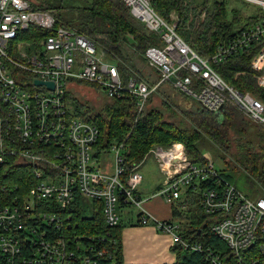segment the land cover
I'll use <instances>...</instances> for the list:
<instances>
[{
  "label": "built area",
  "instance_id": "2783aa9c",
  "mask_svg": "<svg viewBox=\"0 0 264 264\" xmlns=\"http://www.w3.org/2000/svg\"><path fill=\"white\" fill-rule=\"evenodd\" d=\"M123 1L135 18L160 34L161 44L145 51L160 78L152 85L137 77L126 79L104 49L60 23L39 0H0V264H98L86 254V248L93 253L98 248L85 241L71 211L83 209L82 201L98 204L110 228L120 226L125 212L135 208L142 224H149L140 193L145 181L141 164L125 178L124 142L111 146L115 155L110 165L100 162V154L109 149L99 147L100 126L74 109L69 97L74 79L98 85L112 99L131 97L139 113L168 82L209 111L219 113L232 103L264 126L263 100L240 91L216 69L245 55L250 70L236 78L248 74L264 89V0H246L260 7L259 19L219 43L210 57L182 36L174 12L168 19L154 0ZM150 152L165 180L159 195L177 204L185 194L199 193L207 217L197 235L214 234L227 250L185 239L179 223L155 219L173 247L202 253L210 264H264V196L246 197L213 164L190 158L181 142ZM95 239L104 243L108 237Z\"/></svg>",
  "mask_w": 264,
  "mask_h": 264
},
{
  "label": "trees",
  "instance_id": "16d2710c",
  "mask_svg": "<svg viewBox=\"0 0 264 264\" xmlns=\"http://www.w3.org/2000/svg\"><path fill=\"white\" fill-rule=\"evenodd\" d=\"M39 2L42 9L53 11L60 23L62 22L70 27H74L83 35L91 38L99 49H104L107 56L111 57L113 59L112 61L118 64L122 75L126 79L137 77L140 80L145 79L151 85L156 83L149 74L145 73L143 76L129 69L130 67L133 68L136 66L132 61L136 54L139 53H141L142 62L146 61L147 63H144L149 65L145 51L149 46L161 44L160 34L151 31L142 20L140 21L135 18L129 6L125 5L123 0H49V3L39 0ZM153 5H155V8L162 16L168 19L173 12L178 15L179 32L204 57L212 56L217 51L219 43L226 40L229 36L240 33L242 28L252 25L260 16L258 10L253 15H249L248 20L244 24L234 28V25L242 21V18L238 20V16L230 19L226 2L215 1L212 4L209 0H206L204 4L197 5L194 0H154ZM66 6L72 10L68 20L63 18V11ZM203 13H205L204 17H202ZM145 27L149 32L145 30ZM124 46H129L139 52L137 51L133 55L125 57ZM111 54H117L121 59L117 60ZM216 69L226 81L235 85L240 91H251L264 102V89L259 88L250 75L242 74L238 78L235 77L241 71L250 70V59L248 57H245V55H236L228 59L226 63L217 65ZM152 70L158 75V72L154 69ZM234 78H240L239 81L241 82L236 81ZM165 84L175 91L180 92L184 98L194 101L199 106L194 113L193 111L191 112L194 115V128L193 126H190L188 129L184 127V129L173 132L168 128L169 124L166 122V119L160 117L157 112L145 113L149 100L147 101L145 110L139 113L137 104H135V100L131 99V97L113 98L115 102L113 103L114 116L112 119L105 114L99 115L90 111V113L88 112L89 114H84L80 108L76 109L83 118L88 121H93L100 126L102 136L99 147H111L113 143H118L120 142L118 140L126 137V140H123L126 146L124 149L125 178L130 176L135 165L143 161L152 144L156 142L167 143L171 139L184 140L191 150H195L198 153L197 148L192 144V140L194 137L197 138L200 128L210 130L211 133H216L218 137L219 135H221L220 137L228 136L230 130L237 131L241 135H244L247 131L248 124L246 118L248 116H245L246 113L244 114L234 104L229 103L222 111L214 113L209 111L202 103L187 92L185 93L175 88L171 83L166 82ZM194 87L198 88L196 86ZM69 97L72 100L70 89ZM125 102L131 104L129 109L123 108L125 106L122 104H125ZM120 111L127 114L130 118L129 121L122 120L119 117L116 118ZM255 123L258 124L257 122ZM194 161L203 163L200 160ZM240 162L245 168L250 169L251 172H259L257 181L259 183L261 180L264 184V152L260 154L247 152L245 159ZM222 176L226 178L223 174ZM246 179L256 186L250 174L246 176ZM227 180L234 184L233 181ZM188 200L187 220L189 219L191 221V227L201 225L202 223L200 222L205 221L206 215L201 208L199 193L191 191ZM82 204L83 209L74 207L71 211L79 221V227H82L85 232V241H91L98 248V252L102 251L100 255H97L96 251L95 256V253L86 248V254L96 258L99 261L98 264H125L120 231L123 221L117 228H110L107 226L98 204L86 201H82ZM175 213L178 215L180 212L175 211ZM197 230L198 228H192L190 233L186 230L187 233H183V237L192 241H202L206 246L213 243L220 250L224 248L227 250L225 243L216 237V235L211 234L205 236L206 234L202 232L199 237ZM108 232H110L109 236L107 235ZM94 237H108V239L104 243H101L97 239L93 240ZM111 238H115L117 242L113 243ZM175 250L180 256L177 264H210L206 256L202 253L184 251L180 246L176 247Z\"/></svg>",
  "mask_w": 264,
  "mask_h": 264
},
{
  "label": "rangeland",
  "instance_id": "374dc122",
  "mask_svg": "<svg viewBox=\"0 0 264 264\" xmlns=\"http://www.w3.org/2000/svg\"><path fill=\"white\" fill-rule=\"evenodd\" d=\"M43 1L49 3V0ZM205 1L206 0H194L197 5H202ZM209 1L212 4H214L215 1L226 2L228 16L230 17V19L239 16L238 20L241 18L245 20V17H249V15H253L259 10L258 5L246 0ZM64 9L65 10L63 11V18L68 20L69 16L72 13V10L69 9L68 6H66V8ZM241 24L242 23H240V25ZM237 27H239V25L235 24L234 28ZM145 30L149 32L146 27ZM123 48H125V57H129L130 55H133L138 51L133 50L129 46H124ZM111 55L113 57H116L117 60L121 59L117 54ZM140 55L141 53L136 54L135 58L132 61L134 65L136 64V66H134L133 68L130 67L129 70L135 71V73L138 74L140 73L143 76L145 73L149 74L150 77L154 79V82H158L160 79L159 75H157L149 67V65L144 63L146 61L142 62ZM107 58L109 60H113L111 57L107 56ZM234 79L236 81L240 80V78ZM69 89L72 97V105L75 110L77 108H80V110H82L84 114H89L90 112H92L99 115L105 114L106 116H110L111 119L113 118V103L115 101L110 98L98 85L89 81L86 82L74 79ZM128 103L129 102H125V104H122L125 106L123 108L129 109V106H131V104ZM198 107L199 106L197 105V103L189 100L188 98H184L180 92L175 91L170 86L162 83L159 86V90L150 97L145 113L157 112L160 117H164L166 119V122L169 124L168 128L174 132L180 129H184V127H186V129H188L190 126H193V128L195 127L194 115L191 114V112L193 111L194 113ZM245 116L248 115L245 114ZM117 117L125 121H129L130 119L123 111H120L116 118ZM246 119L248 125L247 131L245 129L246 133L244 135L239 134L237 131L230 130L228 136L220 137L221 135H219L218 137L216 136V133H211L210 130L200 128L198 131L199 135L197 136L198 139L194 137L192 140V144H194L195 148H197L198 153L195 150H191L184 140L179 139H171V141L167 143L156 142L152 144L142 161V163L145 162V165H147V163L150 164L151 162L153 164L150 169H148V171L145 170L146 168H143L142 170V173L145 176V182L149 181L153 185L160 179V170L155 164V159H153L152 153L150 151L153 150L155 146L162 145L165 147H171L176 142H181L185 144L190 158L213 164L216 170H219L231 182L233 181L234 184L237 185V187L245 194L246 197L258 199L261 196H264V184L261 182V180L259 183L257 181L259 172H251L250 169L245 168V166H243L240 162L245 159V154L247 152H251L252 154H260L264 152V127H261L259 123L256 124L251 118H249V116ZM123 140H126V137L118 141L125 142ZM107 148L109 149L108 153L100 154V162H102L103 165H110L113 162V158L115 155V151L113 148ZM249 174L253 178L256 186H254L246 179V176ZM130 213L132 216L136 217L138 210L135 208L130 211Z\"/></svg>",
  "mask_w": 264,
  "mask_h": 264
},
{
  "label": "crops",
  "instance_id": "0c3cea01",
  "mask_svg": "<svg viewBox=\"0 0 264 264\" xmlns=\"http://www.w3.org/2000/svg\"><path fill=\"white\" fill-rule=\"evenodd\" d=\"M245 18V20L242 18L238 25L244 24L248 20V17ZM154 162L157 165L156 160ZM140 164L141 172L143 168L148 171L153 165L152 162L147 163V165L145 162ZM159 176V181L153 185L149 181H144L140 190L142 198L146 200L145 208L150 214L149 224H142V221L139 220V212L136 217L132 216L130 211H126L123 215V225L120 231L125 264H177L179 262L180 256L175 247L172 246L171 236L156 228L155 219L179 223L182 233H187L186 230L190 233L192 228H203L204 220H201V225L193 227H191V221L187 220L189 193L185 194L182 201L177 202V204H172L164 196L159 195L165 181L162 173ZM182 205H186V207ZM175 211L180 213L177 215Z\"/></svg>",
  "mask_w": 264,
  "mask_h": 264
},
{
  "label": "water",
  "instance_id": "95a60500",
  "mask_svg": "<svg viewBox=\"0 0 264 264\" xmlns=\"http://www.w3.org/2000/svg\"><path fill=\"white\" fill-rule=\"evenodd\" d=\"M36 83L39 84V85H42V84H43V82L40 81V80H37ZM48 84H49V86H50L51 88H54V84H53V83H48Z\"/></svg>",
  "mask_w": 264,
  "mask_h": 264
}]
</instances>
